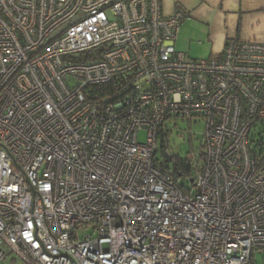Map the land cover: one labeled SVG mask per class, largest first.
<instances>
[{"label":"built area","instance_id":"obj_1","mask_svg":"<svg viewBox=\"0 0 264 264\" xmlns=\"http://www.w3.org/2000/svg\"><path fill=\"white\" fill-rule=\"evenodd\" d=\"M184 20L161 0H0V264H259L264 43L194 60ZM177 121L205 126L189 176Z\"/></svg>","mask_w":264,"mask_h":264},{"label":"crops","instance_id":"obj_2","mask_svg":"<svg viewBox=\"0 0 264 264\" xmlns=\"http://www.w3.org/2000/svg\"><path fill=\"white\" fill-rule=\"evenodd\" d=\"M161 3L165 16L177 12L185 15L177 43L184 48L182 53L192 59L220 58L229 40L264 43V0H161Z\"/></svg>","mask_w":264,"mask_h":264},{"label":"rangeland","instance_id":"obj_3","mask_svg":"<svg viewBox=\"0 0 264 264\" xmlns=\"http://www.w3.org/2000/svg\"><path fill=\"white\" fill-rule=\"evenodd\" d=\"M176 49L178 52H184V48L180 42L177 43ZM175 123L176 125H174ZM168 131L169 149L172 152L174 159H187L188 156L197 153L201 148L204 139L205 126L203 123L190 126L186 121H177L171 124L168 122ZM146 139V131H141L138 135V141L140 143H145ZM81 231L82 236L92 233L89 229ZM11 259L4 264H26L20 259H16L17 262L12 261ZM263 259L264 257L262 255H257V261L259 264H262Z\"/></svg>","mask_w":264,"mask_h":264},{"label":"trees","instance_id":"obj_4","mask_svg":"<svg viewBox=\"0 0 264 264\" xmlns=\"http://www.w3.org/2000/svg\"><path fill=\"white\" fill-rule=\"evenodd\" d=\"M171 161L175 166V173L177 175L182 174L183 176H189L191 168L190 165L186 162V159H174L173 157Z\"/></svg>","mask_w":264,"mask_h":264}]
</instances>
